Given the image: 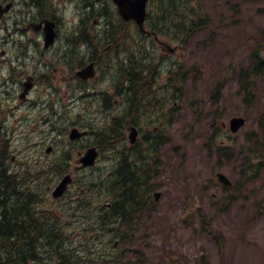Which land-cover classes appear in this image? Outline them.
Listing matches in <instances>:
<instances>
[{
  "label": "rangeland",
  "instance_id": "rangeland-1",
  "mask_svg": "<svg viewBox=\"0 0 264 264\" xmlns=\"http://www.w3.org/2000/svg\"><path fill=\"white\" fill-rule=\"evenodd\" d=\"M201 1L199 14L209 17V26L197 31L186 47L160 34L162 40L177 46L173 60L184 65L188 80L183 85L182 103L173 105L170 100L166 104L171 119L166 130L169 140L160 146L158 163L152 158L148 171L160 197L154 204L143 205L134 212L128 224L133 230L130 237L126 234L125 239L113 242L111 247L99 241L103 251L119 255L111 264H264V169L252 179L241 171V163L247 158L255 164L263 158L259 152L257 157L250 156L251 148L257 151L259 144L247 132L257 135L264 153V73L251 83V99L245 98L247 87L238 81L239 70L250 61V51L259 43L260 51L264 52V0ZM151 7L154 10L155 4ZM159 52L158 46V57ZM110 75H115L113 69ZM166 77L168 73L161 81ZM172 107L177 108L171 113ZM233 116L245 119L244 126L235 134L228 128V120ZM222 122L226 123L225 128ZM216 129L221 134L216 140L219 147L207 140ZM43 134L46 135L41 131ZM30 139H35L34 133ZM48 143L63 145L55 139ZM25 146L20 145L18 150ZM31 152H27L28 157L35 161H31L35 167L51 160L43 157L38 161L39 156ZM111 168L110 164L99 161L92 168L80 171L76 179L81 184L71 187L64 198L54 201L50 195L47 197L48 202L57 205L54 212L48 213L58 215L73 231L75 226L91 225L86 217L82 218L85 211H70L64 202L68 198L81 199L78 194L82 193L90 205L104 207L109 197L89 185L94 180L101 182ZM217 171L231 180V187L217 182ZM58 178L30 175L26 183L45 195V190L51 192ZM78 240L85 241L83 236L75 239V243Z\"/></svg>",
  "mask_w": 264,
  "mask_h": 264
},
{
  "label": "flooded vegetation",
  "instance_id": "flooded-vegetation-1",
  "mask_svg": "<svg viewBox=\"0 0 264 264\" xmlns=\"http://www.w3.org/2000/svg\"><path fill=\"white\" fill-rule=\"evenodd\" d=\"M105 1L38 0L31 5L32 8H23L24 11H31L24 16L19 13L14 22L11 21L13 9L10 8L3 16V35L0 37V134L6 135L1 134L6 139L7 150L10 136L17 134L23 138L22 133L37 132L40 144L45 143L44 139L48 136L63 142L60 147L53 144L42 147L37 153L38 161L43 157L52 161L58 158L55 162L77 166L80 156L91 147L97 151V163L119 162L124 156L132 163L141 160L149 164L154 157L156 160L157 152L166 140V84H162L161 93L155 92L149 48L145 54H137L136 51L131 54L132 66L131 60L128 66L132 68L133 79L122 77L125 63L120 60L112 62V58L120 59L116 50L130 35L132 25L126 23V28H120ZM94 4L96 7L93 10ZM61 11L69 13L67 19ZM45 23L52 25L55 31V39L49 46L44 43ZM134 26L136 29L131 33L140 32ZM151 35L154 33L146 35L145 43L131 42L135 48L151 47V39L161 42ZM108 38L113 45H105ZM162 55L163 58L167 56ZM123 57L126 58V53ZM111 69L115 72L114 76L110 75ZM89 70L92 76L86 77ZM105 80L109 81L107 86L104 85ZM101 81L103 84L100 85ZM155 109L164 115L163 118L157 117L160 120L158 126L153 124ZM130 127L138 136L129 146L125 134ZM73 128L85 134L75 140L66 139ZM106 128H112L113 132L108 139L102 134ZM41 131L46 135L41 137ZM61 154L66 157L60 158ZM14 159L13 153L11 160ZM12 175L21 177L19 173ZM76 184V179H72L69 190ZM142 206L140 204L139 208Z\"/></svg>",
  "mask_w": 264,
  "mask_h": 264
},
{
  "label": "trees",
  "instance_id": "trees-1",
  "mask_svg": "<svg viewBox=\"0 0 264 264\" xmlns=\"http://www.w3.org/2000/svg\"><path fill=\"white\" fill-rule=\"evenodd\" d=\"M36 1L38 0H24L21 5H34ZM153 2L156 4L155 9L152 10L154 16H149L150 12H148V16L151 17V19L149 18L150 26H153L154 29V24H156V31L161 28L167 29L170 38L185 47L197 31L207 29L209 26V17L206 14L203 16L199 14L202 13L201 0H153ZM196 4L199 10L196 9ZM122 42V46L116 50L120 59L112 58V62L120 60L121 63H125L123 75L133 79L134 75L131 73L132 68L130 69L128 66L130 65L128 61L131 60L132 66L131 54H134L135 51L139 54L141 47L135 48L129 39ZM109 43L110 45L114 44L113 42L111 44V40L108 38L105 45ZM124 53H126V58L123 57ZM129 56L130 59H127ZM249 60L247 66L239 70L238 81L247 87L246 97L251 98L252 93L249 85L256 77L264 73V52L260 51L259 43L250 51ZM168 71H171V68ZM140 74V72L137 73L138 80ZM153 74H156V69L153 70ZM172 74L173 72L170 73V78ZM126 83L129 84V81L127 80ZM175 92H170L171 100L176 94ZM111 130V128L103 130L102 134L106 139L113 135ZM219 135L216 129L209 139H216ZM249 136L254 138L256 143L258 142L254 133L251 132ZM261 155L263 156V153ZM128 156L130 157V153ZM4 159L5 148L2 145V147L0 146V264H31L41 260L45 264L114 263L119 255L115 252L106 253L103 251L99 241L104 243V246L111 247L113 242L119 243L125 239L126 234L130 237L133 230L129 228L128 224L140 204L146 206V202L150 199V191L155 186L148 177V166L142 165L143 161L132 163L127 156H124L123 160L113 164L110 173L107 171L100 179L104 185L96 183L94 186L90 185L91 189L95 188L98 193L101 191L106 197H109L108 208L95 213L96 220H89L91 226L73 231L62 219L59 220L58 215L51 216L48 213L54 212L53 209L47 211L40 205L37 207L40 209L35 210V205L37 206L41 203L40 201L45 202V200L26 181L30 175L35 176L40 172L37 170H46L49 165L41 166V169L32 164L25 165V182L21 191L18 178L12 175L8 177L4 174L7 172L3 166ZM61 167L63 166L57 170L58 173L50 168L48 171H44V174L49 177L64 174L62 172L64 168ZM259 167H256L255 170L247 168L249 177L255 176ZM81 206L80 203L79 207ZM124 226H127L125 230L122 229ZM79 234L84 237L85 241L78 240L75 243L74 238L78 239ZM87 236L89 237L87 238Z\"/></svg>",
  "mask_w": 264,
  "mask_h": 264
},
{
  "label": "water",
  "instance_id": "water-1",
  "mask_svg": "<svg viewBox=\"0 0 264 264\" xmlns=\"http://www.w3.org/2000/svg\"><path fill=\"white\" fill-rule=\"evenodd\" d=\"M113 2L118 7L119 14L123 17V19H133L138 24L140 30L144 31L143 29V21L146 16V2L147 0H113ZM8 6L2 7L0 5V14L7 10ZM173 50V49H171ZM244 120L240 117H234L230 120V126L232 131H236L242 124ZM79 134L76 130H72L71 132V138H75ZM135 132L132 131L130 133L129 139L132 141L134 139ZM95 153L93 152V149H90L85 155L81 158L82 166L84 165H90L94 162ZM218 179L222 181L223 183L228 184L229 182L222 174H218ZM70 180V176L66 175L63 177L60 182L56 185L54 190L52 191L53 197H58L62 194V192L65 190L66 184ZM157 195V194H156Z\"/></svg>",
  "mask_w": 264,
  "mask_h": 264
},
{
  "label": "bare ground",
  "instance_id": "bare-ground-1",
  "mask_svg": "<svg viewBox=\"0 0 264 264\" xmlns=\"http://www.w3.org/2000/svg\"><path fill=\"white\" fill-rule=\"evenodd\" d=\"M35 3V2H34ZM105 6V5H104ZM109 25V24H108ZM169 25V24H168ZM189 25V24H188ZM17 26V25H16ZM80 28V27H79ZM81 30V29H80ZM62 32V31H61ZM80 33V32H79ZM3 35V34H2ZM101 38V37H100ZM130 45V44H129ZM107 47V46H106ZM230 47V46H229ZM150 49V48H149ZM136 55V54H135ZM70 57V56H69ZM103 59V58H102ZM128 59V58H127ZM140 59V58H139ZM146 62V61H145ZM119 72V71H118ZM112 129V128H111ZM57 133V132H56ZM60 153V152H59ZM44 168V167H43ZM110 170V169H109ZM97 171V170H96ZM124 173V172H123ZM37 174V173H36ZM122 174V173H121ZM26 175V174H25ZM9 177V176H8ZM90 179V178H89ZM4 185V184H3ZM139 208V207H138ZM2 210V209H1ZM3 223V222H2ZM105 223V222H103ZM4 237V236H3ZM38 249V248H37ZM40 250V249H38ZM31 251V250H30ZM83 253V252H82ZM45 255V254H44ZM63 261V260H62ZM70 261V260H69Z\"/></svg>",
  "mask_w": 264,
  "mask_h": 264
}]
</instances>
